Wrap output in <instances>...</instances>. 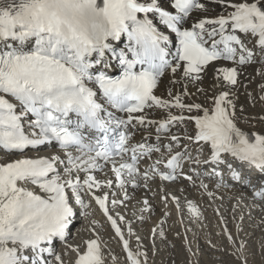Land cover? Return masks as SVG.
Instances as JSON below:
<instances>
[{
    "label": "snow or ice",
    "instance_id": "snow-or-ice-1",
    "mask_svg": "<svg viewBox=\"0 0 264 264\" xmlns=\"http://www.w3.org/2000/svg\"><path fill=\"white\" fill-rule=\"evenodd\" d=\"M209 2L219 3L224 12L195 17L207 10L205 0H168L167 6L162 0H0V150L24 154L54 145L63 153L0 165V264H64L55 242L67 244L76 216L73 201L81 208L90 206L81 195L85 190L123 240L109 214L107 194L93 191L102 184L92 173L108 165L121 189L129 182L125 176L133 178V187H139L137 176L145 187L155 176L174 182L183 175L192 181L182 171L185 161L220 166L228 156L264 173V135L252 134L253 139L237 126L230 99L243 67L264 65V0ZM224 61L232 66H218ZM212 69L213 87L220 91L211 111L184 103L182 95L169 101L154 94L167 73L173 83L183 80L204 92L200 85ZM116 70L119 75H113ZM188 94L185 87L183 95ZM153 107L167 110V119L133 116ZM172 108L180 114H172ZM193 110L203 114H183ZM134 119L141 125L158 123L157 131L165 133L177 123L194 121L197 133L186 138L210 145V159L201 161L187 148L180 151L175 135L176 148L170 145L167 155L159 146H133L128 125ZM154 153L160 156L151 172L141 173L139 160ZM228 169L233 179L251 186L253 199L264 203V185L257 187L231 164ZM214 174L220 175L215 169ZM200 187L207 185L201 182ZM188 208L198 215L190 201ZM123 247L130 264H141L140 254L132 253L127 241ZM72 251L76 264H102L97 240L88 241L84 253Z\"/></svg>",
    "mask_w": 264,
    "mask_h": 264
},
{
    "label": "bare ground",
    "instance_id": "bare-ground-1",
    "mask_svg": "<svg viewBox=\"0 0 264 264\" xmlns=\"http://www.w3.org/2000/svg\"><path fill=\"white\" fill-rule=\"evenodd\" d=\"M205 3L207 4V10L194 13L195 17L214 18L224 12V8L219 3L209 2V0H205ZM162 4L167 6L168 0H162ZM213 7L215 9L218 7V11L211 16ZM228 11H231V9H228ZM246 43L248 44V47H252L249 40H246ZM218 66L227 67L232 65L231 62H218ZM256 71L259 78H256L255 76ZM262 73H264V65L259 62L244 66L239 76L238 85L230 92V99L235 104L234 120L238 124L251 123L250 120L252 115L257 119H262V117H264V114L261 113L264 110L260 109L263 107L261 104L264 100H259L260 95L264 93V87H262L264 86V74ZM214 74L215 69H212L200 85L205 91L199 92L194 85H185L183 80L173 83L175 78L171 76V73H167L161 78L158 87L154 90V94L169 101H171L176 95H182L184 103H198L202 105V108L211 111L214 106L213 97L220 91L219 88L213 87ZM185 87L189 93L186 96L183 95ZM169 92L172 93L171 96L169 95ZM250 104L255 106L253 111H256L257 113H252L250 111V113L247 112ZM171 112L176 115L180 114V110L176 108H172ZM147 113L149 114L148 117L155 122H162L168 117L167 110L156 107L150 108ZM183 114L185 116H195L198 114L202 115L203 112L201 111L197 113L193 110L192 113L185 111ZM157 128L158 123H145L143 125L134 123V127L131 131L132 145L135 146L136 144L144 143L159 146L161 150L165 152V155H167L166 150L170 145L174 149L176 148L175 142L171 139V136L175 135L180 138V151H184V149L187 148L192 156H197L199 154V159L201 161L205 160L203 155L208 150L207 145L202 141L197 144L186 138L194 137L197 133L194 121L185 120L183 123H177L171 126L170 133L158 132ZM246 133L254 139L252 134L264 135V127L260 130L251 127L250 132ZM53 155H60L63 157L62 152L48 149L39 151V153L30 152L29 154L24 155L2 154L0 152V165L11 163L17 159H37L38 157H50ZM159 156L160 153H154L151 158L145 157L139 168L140 172L143 173L148 171L150 173L151 166ZM208 157V159H210V155ZM229 164L230 160H226L225 164L220 166L207 164L197 165L194 163H187L186 161L184 162L182 171L184 174L191 175L193 177L192 181L184 179L183 175H178L176 181L162 184L159 181L154 180V177H152L147 181V187H145L144 179L140 180L136 178L139 187H130V182H128L123 189L118 187L115 181L112 182L111 187L105 186L107 185V182L111 180L109 167L111 165L104 167L102 171H95L93 174L95 178L101 182L102 187L99 190L93 189V191L96 196L102 197L104 194L108 195L110 201L109 214L117 220V224L122 230L123 240L110 231L109 225H111V223L106 216L99 213L98 205L95 200L92 199L91 195L85 190L81 195L85 204L90 205L88 208H81L80 205L75 204V201H73L76 216L74 217L72 224H75V228L78 230L70 232V235H74L72 236V239L75 238V240H67V244H60L56 253L61 255L64 264H76L77 253L72 251V249L78 248L80 253H84L87 248V242L90 240H97L101 249L102 264H130L127 259V253L123 247L124 241H127L130 251L134 254H140L138 258L141 264H154V262L158 261L159 257H157L156 251L152 252V250H149L145 245L146 241L141 237L144 235L147 236L149 240L154 239L158 242L160 241V245L158 246L160 249H164L166 253H169L167 251L170 250V247H172V250L174 249L173 246L182 244L181 247H183V250L189 256L187 260L190 261L191 254H189L188 247H186L189 239L185 231H182L183 242L178 234H176V237L179 239L178 243L173 239L175 238L172 234V230L174 231V216L181 228V221H183L184 218L195 220L193 221L194 224L203 230V234L200 237V242L203 243V248L206 249L207 247H211L218 249L216 252H210L213 258L227 257V254L225 253L234 248L223 235L226 234L228 236L226 225L231 223L229 222L230 220L235 223L237 230L243 229L245 226L252 228V234L250 237L253 235H258V237L261 236V231L264 229V203L253 199L252 188L250 192H247L241 188L240 184L235 182L233 174L228 170ZM239 166L242 167V170H245V167L248 168L249 165L238 162L237 167ZM61 168H63V165H61ZM204 169V175H209L208 171L210 174H214V169L215 172L220 173V175L214 174L216 176L215 183L213 182L214 180L203 178V175L201 176V171ZM252 170L253 173L250 174L252 175L251 179L256 177L264 178V174L258 169L253 167ZM80 176L81 179H83L85 174L80 173ZM201 182L207 185L206 189L200 187ZM255 184L258 185L257 182ZM22 186L39 193V190L33 185L25 184ZM173 197L178 199V203ZM114 200L118 201L115 206L112 204V201ZM145 200H147V204L144 203ZM189 201L197 208L198 215H193L189 211ZM227 205H230L228 210H226ZM227 211H230V213L226 214ZM218 213H220L219 216ZM78 214L81 216H77ZM121 216L124 217L123 221L119 219ZM241 216L242 219H240ZM207 217L211 218L212 221L214 220V222L211 224L205 223ZM81 218H83V220L79 221L78 219ZM228 218H230V220ZM211 227L215 229L214 233L212 232ZM219 227L223 234L218 231ZM161 232L163 235H161ZM79 233H84V235H79ZM212 234L215 236V239H213L214 241H222L221 236H223L226 242L225 245H230L232 248L227 246L228 250H223L220 247L221 245L215 246L216 244L214 245L212 243ZM240 241L243 242L242 240ZM152 242L154 241H148L152 249L157 250L158 247L155 248L156 242L155 245H153ZM173 258L175 259V252L171 253L170 259Z\"/></svg>",
    "mask_w": 264,
    "mask_h": 264
},
{
    "label": "rangeland",
    "instance_id": "rangeland-1",
    "mask_svg": "<svg viewBox=\"0 0 264 264\" xmlns=\"http://www.w3.org/2000/svg\"><path fill=\"white\" fill-rule=\"evenodd\" d=\"M217 11H218V7L216 9L213 7V10L211 12V14H212L211 16H213ZM255 76H256V78H259L257 71L255 73ZM262 96H264V93L262 95H260V97H259L260 101L264 100V99H261ZM261 105L263 107L260 109L264 110V102H262ZM254 108H255V106L250 104L247 112L248 113H250V112L257 113L256 111H253ZM261 113L264 114V111H262ZM262 120L263 119H261V118L257 119L254 115H252V118L250 120L251 123H248V124H246V123L238 124L237 123V124L243 130H246V132H250L251 127H253L254 129L257 128L259 130L261 128H263L264 127V120L263 121ZM201 172H203V171H201ZM212 180H214L213 182L215 183V179H212ZM229 206L230 205H227L226 210H228ZM228 213H230V211L226 212V214H228ZM219 214L220 213H218V216H219ZM234 216H232V217H234ZM228 219L230 220V218H228ZM240 219H242V216L240 217ZM193 221H195V220H193V219L191 220L190 218L189 219L184 218V220L181 221V224H182V228H181L180 225L177 223L176 218L173 216V225H174L173 229H174V231L172 230V234L175 236V238H173V239H174V241H176L178 243L179 239L176 237V234H178L181 238V241L182 240L184 241L182 231H185L188 239L190 240L189 246H190L191 252L193 254V255H191L190 261L187 260L189 258V256L183 250V247H181V244L173 246L174 249H172V250H171L172 247H170V250L167 251L169 253H166L164 249L159 248L158 245H160V241L158 242V241L153 239L154 242H152V244L155 245V242H156L155 248L158 247V249L157 250L152 249L150 243H148V241L150 242L148 237L144 236V235L141 236L143 238V240L146 241L145 245L148 247V249L152 250V252L153 251L157 252V257H159V258H158V261L155 260L156 262H154V264H264V229L261 231V236L258 237V235H253L252 237H250V235L252 234V228H249V226H245V228L243 227V229L237 230L235 223L232 222V220H230L229 222H231V223L226 225L228 236L226 234H223L220 227L218 228V231L225 236V239H227L234 248H232L230 245L229 246L225 245L226 242H225L223 236H221L222 241H219V240L214 241L213 239H215V236L212 234V243L214 245L216 244L215 246L221 245L220 247L223 250H228L227 246L232 248V249L228 250L227 253H225V254H227V257H220V258L214 257L213 258L211 256L210 252H214V251L216 252V250H218V249L211 248V247H209V248L207 247L206 249L203 248V243L200 242V237L203 234V230L200 229V227L198 228L194 224ZM212 222H214V220L212 221L211 218L207 217L205 223L211 224ZM165 226H166V224H165ZM166 229H168V228H166ZM230 229H231V231H230ZM214 231H215V229L212 228L213 233H214ZM82 235H84V233ZM229 235L231 236V240H229ZM74 240H75V238H74ZM240 240H242L243 242H241ZM172 252H175V259L174 258L170 259ZM185 254H186V256H185ZM209 257H212V258H209ZM209 260H211V261H209Z\"/></svg>",
    "mask_w": 264,
    "mask_h": 264
}]
</instances>
